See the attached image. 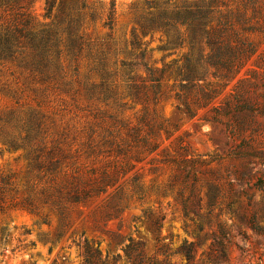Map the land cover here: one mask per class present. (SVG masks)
I'll use <instances>...</instances> for the list:
<instances>
[{
	"label": "rangeland",
	"instance_id": "1",
	"mask_svg": "<svg viewBox=\"0 0 264 264\" xmlns=\"http://www.w3.org/2000/svg\"><path fill=\"white\" fill-rule=\"evenodd\" d=\"M48 1L0 0L11 38L0 53V264H83L85 241L128 264L129 237L159 260L162 246L194 243L197 264H264V155H236L241 140L264 154V0H221L252 19L257 51L228 82L208 67L186 103L175 70L189 47L141 32L146 0H115L112 29L111 0H84L70 33L74 0H55L49 16ZM238 85L257 107L239 136L207 120ZM198 86L219 95L204 106Z\"/></svg>",
	"mask_w": 264,
	"mask_h": 264
},
{
	"label": "trees",
	"instance_id": "2",
	"mask_svg": "<svg viewBox=\"0 0 264 264\" xmlns=\"http://www.w3.org/2000/svg\"><path fill=\"white\" fill-rule=\"evenodd\" d=\"M170 1L146 0L147 8H154V11L143 15L139 24L142 33L151 30H158L164 33L167 36L169 46L178 47L186 44L189 47L190 52L184 56L182 66L177 67L175 70V81L179 83V89L184 91L183 94L176 93V97L179 103H186L187 95H190L196 89L195 81L204 78L208 67L214 68V75L227 82L236 77L257 51V44L246 36L247 33L249 34L255 29L251 25L252 19L247 17L245 11L233 12L227 9L228 4L221 0H180V4L174 6L170 5ZM54 3L55 0L47 2L46 15L49 16ZM61 3L60 6L63 7V2ZM240 3L242 9H247L249 6L254 8L258 0H240ZM71 6L73 7L70 12L73 11L75 18H71L68 21L69 33L76 29L79 24L80 9L85 7V3L84 0H74ZM114 6L115 0H111L109 12L104 22V25L109 29H112L114 23ZM222 6L226 8L225 12L221 10ZM73 13H69V15ZM180 28H184V31L181 32ZM10 42L11 38L8 34H0V53L9 49ZM132 45L136 47L141 45L134 30L132 31ZM204 50H207L206 54H203ZM143 56L144 50L141 53V57ZM146 70L149 73L150 81L158 83L160 77H153V71L147 67ZM164 71L162 69L160 74L162 75ZM236 87L230 93V98L225 101L224 108L214 107L213 117L207 120L224 123L232 134L239 136L242 132L248 130L251 125L248 117L257 110V107L252 103L246 89L239 85ZM198 91L200 94L198 101L203 103L204 106L211 103L219 95V92L215 90H203L200 87ZM185 108L189 117L195 116L188 106H185ZM260 112H262V109ZM230 115L233 122H223L221 117ZM245 145L246 141L241 140L240 144L236 146V150H238L236 155L238 157L249 159L264 155L260 152L250 153L249 151H242ZM245 196L248 201H251L250 196L247 194ZM254 222L255 218L252 216V219H249V223L253 230H258ZM117 238H120V236L117 235ZM219 246L221 245L219 244ZM220 252L222 253V250ZM123 253L128 264H171L169 257L172 254H181L185 258L184 264H197L195 261L194 243H184L173 252H170L166 246H162L155 251V254L163 256V259L159 260L156 256H147L145 254L142 241L134 242L129 237L128 244L123 248ZM223 256L224 254L222 253ZM118 258L119 255H115L108 260L106 255L102 259L99 243H97L95 248H91L85 241L83 264H115Z\"/></svg>",
	"mask_w": 264,
	"mask_h": 264
}]
</instances>
